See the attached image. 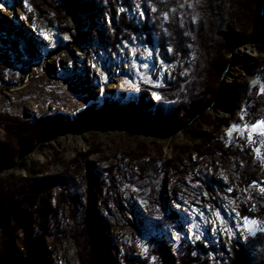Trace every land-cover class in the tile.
Masks as SVG:
<instances>
[{
    "label": "rangeland",
    "instance_id": "1",
    "mask_svg": "<svg viewBox=\"0 0 264 264\" xmlns=\"http://www.w3.org/2000/svg\"><path fill=\"white\" fill-rule=\"evenodd\" d=\"M153 1L157 3L158 0H110L106 5L108 12L99 11L94 25L85 26L79 34L73 15L62 0H0V117L30 121L60 114L68 119L64 128L54 129L41 137L11 163H0V179L7 177L10 171L19 177L26 176L32 169H37L36 176L58 174L67 168L72 171L74 163L71 161L80 156L96 168L92 175L91 204L101 227L104 253L111 262L125 264V259L148 256L147 235L137 234L131 226V210L135 208L137 216L161 218L159 201L162 197L163 204L177 209L179 214V222L167 221L156 232L164 245L170 249L169 245L177 246L179 241L211 243L216 250L209 254L213 263L222 258L226 263L222 246L228 252L231 242L243 243L259 232L249 235L243 227V217L247 216L241 217L237 211L242 200L240 195L248 200L252 192L260 193L264 187V135L257 132L250 142L251 129L243 127L256 121L250 123L240 119L235 123L233 119L238 109H229V106L235 107V103L222 96H218L219 101L201 103L195 113L186 115L181 125L172 124L167 130L154 128L152 119L147 120L140 113L133 116V121L129 117L119 120L103 108L106 99L136 98L144 86L152 88L145 97L147 106L154 105L159 99L156 97L160 96L155 89L171 81L174 66L161 58L157 47L148 46L144 40L146 32L142 28L144 22L150 26L153 20ZM120 11L138 31L115 34V27H121ZM165 16L161 13L162 22L166 21ZM257 32L264 33L262 22ZM257 32L252 42L233 47L239 43L236 42L224 52L219 86L225 87L244 78L254 81V76H248L242 67L252 65L259 55ZM149 34L158 39L151 30ZM164 53H169L168 47ZM89 109L102 112L100 118L94 115L87 116L84 121L76 118ZM203 112H209L215 120L232 114V119L219 130L231 149L238 150L236 155L233 153L234 156L229 157L231 164L241 158V148L248 147L261 165L262 177L258 182L235 189L238 200L232 198L233 192L224 188V184L220 187L217 183V180L225 183V170L218 155L200 154L194 147L198 140L189 137V128L198 122ZM233 112L237 113L233 115ZM232 125L240 127L227 135ZM200 129L208 131L211 127L202 125ZM6 133L0 125V141ZM153 156L172 158V163H176L175 168L165 172L158 169L150 172L153 178L149 176L148 181L155 188L152 193L147 185L150 183L142 179L144 174H139L138 169L142 159L145 161ZM77 175L84 187L81 179L84 170L80 168ZM141 183L147 187L137 185ZM208 185L212 193L223 200L217 209L205 205L204 194H200ZM55 197L56 189L51 188L44 203L47 234L43 236L45 257L42 264H81L77 247L78 239L87 242L85 225L78 212L76 215L69 211L68 204L61 203L54 209ZM83 200L76 197L77 204ZM217 212L220 219H217ZM53 223L58 232L52 230ZM64 226L77 237L73 239L64 234ZM176 234L178 239H173ZM196 235L200 236L199 240L195 239ZM218 246L222 252L217 251ZM144 264L159 262L155 256H150Z\"/></svg>",
    "mask_w": 264,
    "mask_h": 264
},
{
    "label": "trees",
    "instance_id": "2",
    "mask_svg": "<svg viewBox=\"0 0 264 264\" xmlns=\"http://www.w3.org/2000/svg\"><path fill=\"white\" fill-rule=\"evenodd\" d=\"M109 1L62 0V3L73 15L77 33L81 34L82 28L94 25L95 16L99 11L108 10ZM153 3V20L150 26L144 22L145 27L142 28L146 32L144 40L148 46L150 44L151 47H157L161 58L174 66L171 81L155 89L160 96L154 105L147 106L145 97L152 88L144 86L139 89L136 98L106 99L104 111L119 120L129 117L130 121H133L135 114L140 113L145 119H152L154 128L167 130L172 124L181 125L186 115L195 113L201 103L207 104L214 99L219 101L218 96H222L235 103V107L229 106V109H238V115L233 119L235 123L240 122L241 117V120L250 123L264 120V91H261L264 89V33L257 32V59L252 65L242 67L248 76H254V81L249 82L244 78L225 87L217 83L224 52L232 44L248 39L253 33L257 0H158ZM259 3L264 6V0H259ZM143 8H140L141 11ZM161 13L166 14L165 22L161 20ZM119 19L121 27H115L116 35L126 30H139L125 19L123 11L119 12ZM150 30L156 33L157 40L149 34ZM166 47L172 51L164 53ZM236 113L233 112V115ZM100 114L102 112L99 110L89 109L76 118L84 121L87 116L94 115L99 119ZM231 115L215 120L212 114L203 112L198 122L189 128L188 133L191 140H198V144L194 145L196 151L206 156L218 155L221 159L225 170V183L220 180H217V183L220 187L224 184V188L232 189V198L238 200L235 189L246 188L258 182L262 177V168L248 147H242L239 151L241 158L231 164L229 157L236 155L235 151L238 150H232V146L225 140L224 133L219 131L232 119ZM67 123L68 119L60 114L30 121L0 117V125L7 131L5 138L0 141V163H11L15 156L32 147L41 137L54 129L64 128ZM202 125L211 127V130H201ZM80 158L76 156L71 161L74 163L72 171L67 168L58 174L36 176L37 169H32L26 176L20 177L10 171L7 177L0 179V264L43 263V236L47 234L44 219L47 210L44 203L51 188L56 189L54 209L61 203L68 204L69 211L73 214L78 212L82 224L85 225L82 226L87 242H79L78 239L80 263L116 264L104 253V244L100 238L101 227L96 221V211L91 204L94 194L92 175L96 168ZM172 160L157 156L145 161L142 159L139 162V174H144L142 179L148 181L149 176L153 178L150 173L153 169L165 172L175 168L176 162L173 164ZM80 168L84 170L81 177L84 187L77 177ZM144 184L137 185H142V188L149 185L152 193L155 191L152 183ZM200 194H204L205 205L215 209L219 208V203L223 201L212 193L209 185ZM77 196L83 198V202L77 204ZM239 199L242 200L237 206L238 214L241 217L255 218L264 226V192L254 191L248 200L242 195ZM159 205L162 209L161 218L137 216L136 209L131 210L130 224L137 234L147 235L150 253L145 258L138 256L134 257L135 259H125V264H144L150 256H155L159 264H264V232L247 237L243 243L231 242L228 252L222 246V251L226 253V263L223 258L218 263H213L209 254L216 250L211 243L179 241L177 246L169 245L168 249L156 232L160 231L167 221L179 222V214L177 209L165 206L162 197ZM67 229V226L63 227L64 234L75 239L77 235H73L72 231L67 232ZM52 230L58 232L55 223ZM17 231H20V234H17ZM78 236L82 240L81 234ZM217 248V251H221L219 246Z\"/></svg>",
    "mask_w": 264,
    "mask_h": 264
},
{
    "label": "snow or ice",
    "instance_id": "3",
    "mask_svg": "<svg viewBox=\"0 0 264 264\" xmlns=\"http://www.w3.org/2000/svg\"><path fill=\"white\" fill-rule=\"evenodd\" d=\"M153 11H155V9H153ZM165 18L167 17L165 16ZM45 38H47V36H45ZM169 51L171 52L172 50L169 48ZM143 67H147V65H143ZM261 91H264V89H261ZM156 98L158 99L159 97H156ZM241 119H243V117H241ZM239 127H240L239 125H232L230 127L229 132L226 134L231 135V130L239 128ZM243 127L245 128V130L251 129L248 135V140L250 142L253 139V135L256 134L257 132H259L260 135H264V120H257L255 123L250 124V125H244ZM256 151H257V154L259 155V151L258 150ZM260 190L264 192V187H262ZM228 191L231 192L232 189H228ZM199 215L203 216V213H199ZM216 216H217V219H220L219 212L216 213ZM222 222L223 221L221 220V223ZM243 227L249 233V235H254L257 231L264 232V227H260L259 222L255 218L243 217ZM173 239H178V234L174 235ZM195 239L199 240L200 236L196 235Z\"/></svg>",
    "mask_w": 264,
    "mask_h": 264
},
{
    "label": "water",
    "instance_id": "4",
    "mask_svg": "<svg viewBox=\"0 0 264 264\" xmlns=\"http://www.w3.org/2000/svg\"><path fill=\"white\" fill-rule=\"evenodd\" d=\"M263 9H264V6L259 3V0H257V15H256V19H255V22H254V28H253L252 36L248 40L241 41L239 43H236V44L232 45L233 47L238 46L240 44H244V43H250V42L253 41V39L256 36V32H257V30L259 28V25L262 22V12H263ZM233 47L230 48V56H232L231 53H232V50H233L232 48Z\"/></svg>",
    "mask_w": 264,
    "mask_h": 264
},
{
    "label": "bare ground",
    "instance_id": "5",
    "mask_svg": "<svg viewBox=\"0 0 264 264\" xmlns=\"http://www.w3.org/2000/svg\"><path fill=\"white\" fill-rule=\"evenodd\" d=\"M262 23L264 24V10H263V13H262ZM81 131H84V129L82 128Z\"/></svg>",
    "mask_w": 264,
    "mask_h": 264
}]
</instances>
